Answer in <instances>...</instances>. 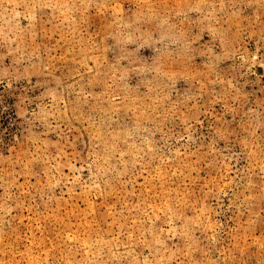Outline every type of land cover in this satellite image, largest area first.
Returning a JSON list of instances; mask_svg holds the SVG:
<instances>
[{
  "label": "rangeland",
  "instance_id": "374dc122",
  "mask_svg": "<svg viewBox=\"0 0 264 264\" xmlns=\"http://www.w3.org/2000/svg\"><path fill=\"white\" fill-rule=\"evenodd\" d=\"M0 264H264V0H0Z\"/></svg>",
  "mask_w": 264,
  "mask_h": 264
}]
</instances>
